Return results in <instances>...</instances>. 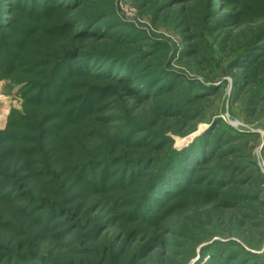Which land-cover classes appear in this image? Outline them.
Wrapping results in <instances>:
<instances>
[{"label": "trees", "instance_id": "obj_1", "mask_svg": "<svg viewBox=\"0 0 264 264\" xmlns=\"http://www.w3.org/2000/svg\"><path fill=\"white\" fill-rule=\"evenodd\" d=\"M132 1L151 22L175 10L172 30L192 34L175 47L152 40L112 0H0V80L22 99L0 130V264H144L174 245L161 224L189 194L220 195L228 209L264 202L260 187L235 188L241 162L222 164L256 133L218 117L181 149L167 135L194 129L184 127L220 89L170 61H210L213 43L229 57L218 75L233 77L232 99L248 115L264 104V76L249 78L264 63V0ZM140 104L149 123L128 113ZM199 254L193 264H264L234 240Z\"/></svg>", "mask_w": 264, "mask_h": 264}, {"label": "rangeland", "instance_id": "obj_2", "mask_svg": "<svg viewBox=\"0 0 264 264\" xmlns=\"http://www.w3.org/2000/svg\"><path fill=\"white\" fill-rule=\"evenodd\" d=\"M112 3L115 5L114 11L118 18L133 24L136 29L145 32L152 40H167L175 47V45H182L183 36L192 34L188 31L182 35L179 33L180 31L172 30V22L177 15L175 10L161 13L157 16L156 21L151 22V13L147 10L148 8L146 10L139 9L138 2L112 0ZM177 8L179 7H175V9ZM186 10L189 12V8H186ZM260 22L261 20L257 21V23ZM255 26L258 28V25ZM233 29L236 34L239 31L237 35L239 41L235 47L229 46L231 49L228 48L230 51L227 53H231V58L234 53L241 50L238 47L243 46L250 36V29L248 30L245 24L234 26ZM253 31L256 32L257 29ZM210 43L211 41H207L206 45ZM211 48L216 55L210 61L193 59V62L188 60L178 62L176 57L170 61L171 69L184 73L190 78L194 77L201 82H205L209 78L210 81L205 83L220 85V89L215 98L201 101L202 103L195 109L198 112L196 115L201 113L199 117H202L203 120H190L189 126L185 125L184 127L186 129L195 126L194 129L186 134H175L167 131V135L173 140L172 147L181 149L206 131L211 126V121L218 117L240 131L256 133V136L245 138L243 140L245 142L236 143L237 145L235 144L236 146L233 147L236 152L233 153V156L230 155L224 160L222 164L229 165L238 161L241 162L246 168L240 177L245 176L247 180L244 185L239 184L235 188L244 186L260 187L263 189L262 195L259 197L261 199L264 197V177H262L264 176V104L259 105L256 111L251 114H246L243 105L236 100L234 101L231 97L233 77L231 75H218L220 70L226 67L225 64L229 57L220 54L216 43H213ZM170 52L171 49H169L167 57ZM162 58L163 55L159 56L158 59ZM188 62L190 63L188 64ZM257 69L253 71L255 75L252 72L250 73V82L253 81V78L258 80L264 76V63L260 64ZM224 80L226 83L223 84L222 81ZM18 89L19 86L11 85L9 80H0V130L5 129L9 113L12 110L22 108V99L17 92ZM231 101L232 103H230ZM131 109L128 112L131 118L149 123L146 115L149 112L145 110L147 109L145 105L140 104L131 107ZM154 127L157 128V126ZM216 195L207 199L205 195L198 194L195 191V193L189 194L180 200L172 211L165 216L161 224L162 228L170 229L165 239L174 245H169L158 255L150 253L152 256L144 264H193L200 257V248L215 240H234L241 244L243 248L262 253L264 251V202L254 200L244 203L242 207L228 209L220 203L221 196ZM108 234L115 235V232L110 229ZM45 244H47L48 249L51 247L50 242L47 241ZM192 253L193 256L190 257ZM207 258L206 255L203 258L204 261Z\"/></svg>", "mask_w": 264, "mask_h": 264}]
</instances>
